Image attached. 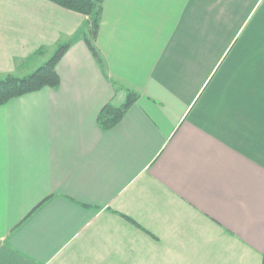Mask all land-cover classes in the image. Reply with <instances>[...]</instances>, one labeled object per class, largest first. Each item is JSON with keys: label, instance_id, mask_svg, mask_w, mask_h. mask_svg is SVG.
<instances>
[{"label": "crops", "instance_id": "1", "mask_svg": "<svg viewBox=\"0 0 264 264\" xmlns=\"http://www.w3.org/2000/svg\"><path fill=\"white\" fill-rule=\"evenodd\" d=\"M86 22L0 0V77L75 41L0 106V264H264V0H105L102 68Z\"/></svg>", "mask_w": 264, "mask_h": 264}, {"label": "trees", "instance_id": "2", "mask_svg": "<svg viewBox=\"0 0 264 264\" xmlns=\"http://www.w3.org/2000/svg\"><path fill=\"white\" fill-rule=\"evenodd\" d=\"M54 4L68 11L83 15L87 18L86 25L82 28L79 37L83 38L90 53L103 67V60L96 46L102 22L103 6L105 0H51ZM75 41L59 47L58 51L43 66L33 74L18 78L8 74L0 77V106L8 104L11 100L39 92L45 88L57 90L60 87V77L57 66ZM40 50L39 54H43ZM139 96L129 92L125 104L115 107L106 105L98 116V127L102 132H108L119 125L125 118L129 109L137 102Z\"/></svg>", "mask_w": 264, "mask_h": 264}, {"label": "rangeland", "instance_id": "3", "mask_svg": "<svg viewBox=\"0 0 264 264\" xmlns=\"http://www.w3.org/2000/svg\"><path fill=\"white\" fill-rule=\"evenodd\" d=\"M58 51V50H57ZM55 52H49L48 55L45 57V59H43L42 61H36V62H30L28 65H25L23 67H20V69L18 68V71L16 72L15 76L18 78H24L27 77L31 74H33V72H35L37 69H33V71H31V69L33 68L34 65L41 63V65H39L40 68L41 66H43L52 56H54ZM19 67V65H18Z\"/></svg>", "mask_w": 264, "mask_h": 264}]
</instances>
